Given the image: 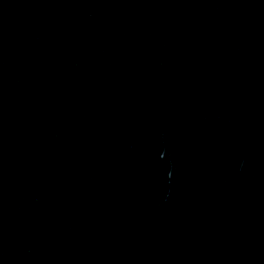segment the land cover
<instances>
[{"label": "water", "instance_id": "95a60500", "mask_svg": "<svg viewBox=\"0 0 264 264\" xmlns=\"http://www.w3.org/2000/svg\"><path fill=\"white\" fill-rule=\"evenodd\" d=\"M0 264H264V0H0Z\"/></svg>", "mask_w": 264, "mask_h": 264}]
</instances>
